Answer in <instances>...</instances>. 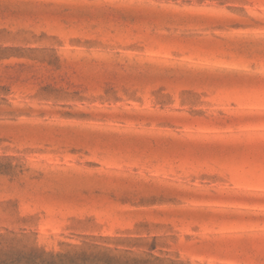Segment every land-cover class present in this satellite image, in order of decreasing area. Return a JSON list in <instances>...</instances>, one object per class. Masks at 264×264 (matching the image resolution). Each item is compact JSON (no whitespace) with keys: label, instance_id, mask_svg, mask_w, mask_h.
I'll return each mask as SVG.
<instances>
[{"label":"rangeland","instance_id":"374dc122","mask_svg":"<svg viewBox=\"0 0 264 264\" xmlns=\"http://www.w3.org/2000/svg\"><path fill=\"white\" fill-rule=\"evenodd\" d=\"M0 264H264V0H0Z\"/></svg>","mask_w":264,"mask_h":264}]
</instances>
